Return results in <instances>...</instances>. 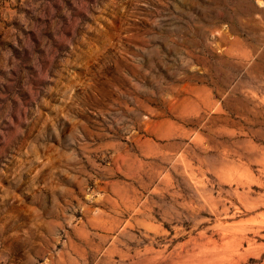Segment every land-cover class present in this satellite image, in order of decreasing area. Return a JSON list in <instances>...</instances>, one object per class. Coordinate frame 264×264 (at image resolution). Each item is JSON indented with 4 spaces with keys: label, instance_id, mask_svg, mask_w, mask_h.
Here are the masks:
<instances>
[{
    "label": "rangeland",
    "instance_id": "1",
    "mask_svg": "<svg viewBox=\"0 0 264 264\" xmlns=\"http://www.w3.org/2000/svg\"><path fill=\"white\" fill-rule=\"evenodd\" d=\"M0 264H264V0H0Z\"/></svg>",
    "mask_w": 264,
    "mask_h": 264
}]
</instances>
